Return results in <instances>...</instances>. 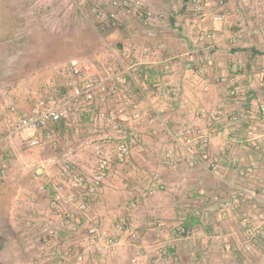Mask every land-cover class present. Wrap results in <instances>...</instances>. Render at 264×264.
I'll return each mask as SVG.
<instances>
[{
    "label": "crops",
    "instance_id": "crops-1",
    "mask_svg": "<svg viewBox=\"0 0 264 264\" xmlns=\"http://www.w3.org/2000/svg\"><path fill=\"white\" fill-rule=\"evenodd\" d=\"M111 1L99 2L118 15V22L105 27L108 46L98 56L103 65L99 68L118 71L122 65L132 66L133 76L126 78L119 94H136V102L157 114L153 123L135 124L127 116L120 121L126 132L137 128L141 142L128 159L110 168L90 212L100 216L106 228L130 218L139 241L134 246L123 239L120 256L107 255L97 263L264 264V239L246 243V226L264 228V116L256 112L264 97V0H229L220 23L211 19L217 10L209 0H203L208 15L199 17L186 13L187 0H145L163 15L151 22L140 14L111 8ZM239 62L244 70L238 69ZM165 66L170 72L163 74ZM140 86L165 97L143 96ZM201 107L209 113L196 119L194 112ZM27 108L17 103L20 113ZM89 120L85 114L73 121L72 128L58 126L55 139L76 137V126L90 125ZM180 127L202 130L207 143L191 148L197 158L207 153V160L197 162L177 145L173 131ZM169 151L184 160L165 164ZM2 156L9 153L3 151ZM35 161L41 163L35 172L42 184L60 159L41 152ZM52 190L47 184V194L39 191L28 201L29 217L20 205L15 211L12 204L13 223L22 221L26 230L34 232L28 224L30 208L48 209L43 198H51ZM4 213L0 208V220ZM81 224L83 228L86 223ZM71 227L63 228L64 236ZM3 243L0 238V249ZM134 250L137 254L132 256ZM53 258L58 262L56 255Z\"/></svg>",
    "mask_w": 264,
    "mask_h": 264
},
{
    "label": "built area",
    "instance_id": "built-area-1",
    "mask_svg": "<svg viewBox=\"0 0 264 264\" xmlns=\"http://www.w3.org/2000/svg\"><path fill=\"white\" fill-rule=\"evenodd\" d=\"M75 1L86 2V0ZM87 1L92 4V11L102 27L118 22L115 11L101 5L98 0ZM228 1L214 0V9L217 11L211 13V19L215 23L224 20L222 10H225ZM110 6L128 13L140 14L148 22L163 16L156 13L145 0H112ZM184 9L194 17L209 13L203 0H187ZM152 35L153 33L150 32L149 36ZM205 36L212 38L211 33ZM238 69L240 71L245 69L243 63L239 62ZM262 70L264 72V68ZM161 72L168 73L170 68L165 66ZM203 72L204 70H199L200 75ZM132 73L130 65H122L120 70L111 71L100 69L95 61L70 59L57 65L43 79L41 90L23 95L14 94L15 101L5 108L7 136L11 137L22 132L31 133L28 140L31 150H40L44 139L55 141L58 126L72 128L75 119L85 114L89 115L92 133L86 141V147L90 149L95 159L93 169L87 173L80 172L72 157L67 156L60 167L53 166L54 173L48 175V179L39 186L40 193L47 194V184H51L53 194L50 200L53 215L58 217V222H53L48 217L50 214L46 209L36 206L30 208L29 227L35 229L36 221L44 222L40 224L38 228L40 231L37 234L44 242L48 241L47 244L54 249L59 264H98L100 258L117 253L123 239L130 240L134 245L139 241V234L130 218L122 219L115 222L112 227L106 228L102 218L90 212L92 199L99 196L110 168L114 163L128 159L141 142L142 135L137 128L129 132L122 128L120 124L122 118L127 116V120L135 124L153 123L156 120L157 112L154 108L149 109L136 102V94L131 93L126 97L119 94L121 87L126 84V78H132ZM217 80L224 82L222 78ZM139 91L146 97H165L162 92L154 94L147 86H140ZM18 99L28 105L22 113L17 111ZM113 100H116L115 104H112ZM256 112L264 116V97ZM208 113L205 107H201L194 112V117L203 118ZM216 114L217 112L213 113L214 116ZM173 134L177 145L186 155L197 162L209 158L207 153L197 158L192 152V144L195 146L199 143H207L200 128L180 127L175 129ZM183 160L184 157L174 158L172 151H169L164 158L165 164L169 165ZM6 168V164L0 167V177L4 175ZM241 172L245 171L241 169ZM152 193L153 191L149 192ZM230 205L226 203L225 207L228 208ZM82 222L87 224H84V229ZM67 224L74 227H71L68 235L64 236L63 228ZM72 231L73 234L69 235ZM181 231L185 233L186 229L182 228ZM246 234V243L250 245L257 238L264 239V228L261 224L246 226ZM163 251L164 248L160 247V252ZM158 262L154 260V264Z\"/></svg>",
    "mask_w": 264,
    "mask_h": 264
},
{
    "label": "rangeland",
    "instance_id": "rangeland-1",
    "mask_svg": "<svg viewBox=\"0 0 264 264\" xmlns=\"http://www.w3.org/2000/svg\"><path fill=\"white\" fill-rule=\"evenodd\" d=\"M4 2L8 11L14 13V16L19 15L20 19L23 17L19 14L20 12H25L24 16L28 18H37L36 21L42 24L44 30L50 32L54 38H73L85 35L87 47L84 49L83 55L77 58L95 61L98 66H103L102 60L98 58L100 53L104 51L103 45H97V47L93 45L101 43V35L105 28L95 17L92 4L88 3L87 0L83 3L75 0H4ZM99 2L100 0H98ZM209 2V5L213 6L214 0H209ZM24 32L25 28H21L17 33L22 34ZM43 37L41 30H36L31 40L20 42L19 39L14 45H10L9 42L0 45V69H4V73L9 74L15 63H19L21 66H29V72L27 71L26 75L18 82L11 83L6 80L0 82V149L2 150L0 152V167L7 165L4 175L0 177V186L19 184L15 195L10 200V208L4 209L7 213H4V217L0 220V238L4 240V248L0 249V264H59V260L57 262L53 258L52 248L47 244L48 241L45 243L37 234L40 231L38 228L41 221H36L34 232H30L25 229L22 221L13 223L11 216L12 209L15 207V211H17L19 205L22 211L27 214L28 201L32 198L34 200L40 194L41 182L34 174L35 167L41 164L35 161L40 153L54 155L55 158L60 159V162L56 163L57 167L64 163L68 156L67 153H70L69 157H72L76 162L79 171L85 173L90 172L95 163L93 154L86 147L87 137L92 133V127L89 124L76 126L74 132L79 134L76 137L58 138L59 140L55 139V143L44 139L43 146L40 150L35 149L36 151L31 150L28 146L31 133L22 132L11 137L7 136L8 128L5 125L7 112H5V108L15 101L14 94L22 95L41 90L43 79L57 65L70 60L64 59L60 62L52 60L41 64L38 61L39 57L33 58L35 55L40 56L43 53L42 47L45 45ZM89 42H92L91 45ZM19 104L23 103L19 101ZM17 111L20 113V109ZM3 151H7L9 156L3 158ZM16 199H18L17 202ZM43 201V204L45 203L48 208L46 209L48 213L51 212L48 217L53 222H57L50 206V198L45 197ZM20 215L22 216V213ZM26 217H29L28 214ZM134 251V254L130 251L132 256L137 254V250ZM37 253L40 255L37 256ZM120 254L118 252L114 255L120 256ZM111 255L113 254L108 256L111 257ZM130 264L134 263L131 261Z\"/></svg>",
    "mask_w": 264,
    "mask_h": 264
},
{
    "label": "trees",
    "instance_id": "trees-1",
    "mask_svg": "<svg viewBox=\"0 0 264 264\" xmlns=\"http://www.w3.org/2000/svg\"><path fill=\"white\" fill-rule=\"evenodd\" d=\"M23 15L22 19L19 15L8 11L4 0H0V45L9 42L10 45L16 44L20 39V42L25 40H31L35 35L36 30H41L43 39L45 40V45L43 48V53L35 55L33 58H38L39 63H45L46 61L60 62L64 59H74L83 55L84 49L87 47V38L85 35L71 37V38H54L50 32L44 30V26L37 22V18L24 16L25 12H20ZM34 21V22H33ZM98 25V24H97ZM25 28V32L18 34L19 29ZM51 37V38H50ZM53 37V38H52ZM101 43L93 45L94 47L102 46L104 49L108 46L106 42L105 32L101 35ZM92 42H89L91 45ZM29 70V66H21L19 63H15L12 71L9 74L4 73V69H0V82L6 80L11 83H16L21 80ZM29 72V71H28ZM37 176V173L34 172ZM19 184H8L0 186V208L7 209L11 198L15 195Z\"/></svg>",
    "mask_w": 264,
    "mask_h": 264
},
{
    "label": "water",
    "instance_id": "water-1",
    "mask_svg": "<svg viewBox=\"0 0 264 264\" xmlns=\"http://www.w3.org/2000/svg\"><path fill=\"white\" fill-rule=\"evenodd\" d=\"M39 170H41V168Z\"/></svg>",
    "mask_w": 264,
    "mask_h": 264
}]
</instances>
